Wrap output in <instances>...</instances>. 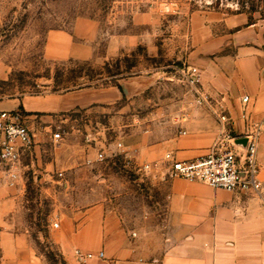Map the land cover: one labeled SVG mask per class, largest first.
Listing matches in <instances>:
<instances>
[{
	"label": "rangeland",
	"instance_id": "1",
	"mask_svg": "<svg viewBox=\"0 0 264 264\" xmlns=\"http://www.w3.org/2000/svg\"><path fill=\"white\" fill-rule=\"evenodd\" d=\"M248 25L264 32V0H0V107L22 102L16 112L27 116L23 100L71 94L88 104L32 120L42 156L54 155L55 174L64 177L49 191L28 170L17 187L16 223L49 264H65L51 234L74 201L107 199L161 222L164 169L144 176L136 166L154 163L144 152L177 130L185 106L197 104L182 71L197 68L208 92L200 64L227 56L223 43ZM55 31L74 36L86 58H52ZM58 132L64 140L47 141ZM121 142L137 153L130 165ZM99 151L107 161L88 164Z\"/></svg>",
	"mask_w": 264,
	"mask_h": 264
},
{
	"label": "crops",
	"instance_id": "2",
	"mask_svg": "<svg viewBox=\"0 0 264 264\" xmlns=\"http://www.w3.org/2000/svg\"><path fill=\"white\" fill-rule=\"evenodd\" d=\"M223 44L230 49L227 56L200 65L206 70L208 92L226 107L233 118L234 135L242 137L248 124L261 123L264 129V32L257 25H248ZM49 51L56 59L86 58L83 47L65 31L51 33ZM74 96L23 100L28 124L34 129L36 114L56 116L88 105ZM244 97L250 98L248 104L243 103ZM20 105L22 102L2 105L0 112L16 111ZM184 111L187 114L179 118L177 130L144 152L145 159L165 164L167 153L180 160L209 153L219 137L217 117L197 104L185 106ZM47 141L56 143L52 136ZM39 148L37 144L33 158L24 159L15 182L0 167V264H49L29 242V231H21L16 223L21 209L17 187L25 185L28 170L34 171L41 185H49V191H54V184L63 183L55 175L54 155L47 160ZM258 157L264 179V132ZM161 177L159 189L166 200L157 226L154 216L136 217L123 203L116 206L107 199L68 205L51 234L65 264H82L76 260L75 250L96 256L104 253V258L86 264H264V202L260 197L165 179L164 173Z\"/></svg>",
	"mask_w": 264,
	"mask_h": 264
},
{
	"label": "built area",
	"instance_id": "3",
	"mask_svg": "<svg viewBox=\"0 0 264 264\" xmlns=\"http://www.w3.org/2000/svg\"><path fill=\"white\" fill-rule=\"evenodd\" d=\"M183 76L189 79L195 91L197 104L207 107L217 117L220 123L219 137L209 153L205 156L180 160L172 153L165 155V164L160 162L144 163L136 166L139 173L144 176L157 168L164 169L165 179H184L189 182L205 183L215 190H225L231 193L253 194L264 202V179L261 177L262 168L259 163V146L264 132L261 123H251L246 126L242 137L234 135L233 118L229 111L218 102L202 83V75L197 68L182 71ZM243 103L248 104L249 97L243 98ZM246 114V106L243 111ZM54 142L63 140L61 132L52 135ZM245 140V144L239 142ZM36 133L27 122L25 115L16 111L0 112V167L6 176L15 182L18 180L25 158H33L36 154ZM120 156L130 165L136 160V151H130L124 143H119ZM107 161L105 151H99L93 162L104 163ZM56 175V174H55ZM53 180L58 179L52 176ZM58 174L59 181L63 178ZM56 228L59 224L54 225ZM78 262L86 264L94 258H104V253L98 256L75 250Z\"/></svg>",
	"mask_w": 264,
	"mask_h": 264
},
{
	"label": "water",
	"instance_id": "4",
	"mask_svg": "<svg viewBox=\"0 0 264 264\" xmlns=\"http://www.w3.org/2000/svg\"><path fill=\"white\" fill-rule=\"evenodd\" d=\"M245 142H246L245 140H242V141H240L239 143H240V144H245Z\"/></svg>",
	"mask_w": 264,
	"mask_h": 264
}]
</instances>
